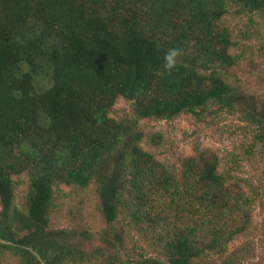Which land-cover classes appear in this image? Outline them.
<instances>
[{
	"label": "trees",
	"instance_id": "trees-1",
	"mask_svg": "<svg viewBox=\"0 0 264 264\" xmlns=\"http://www.w3.org/2000/svg\"><path fill=\"white\" fill-rule=\"evenodd\" d=\"M232 7L264 15V0H0V251L19 264H120L128 233L141 249L129 264L247 257L228 245L250 226L251 199L218 171L217 155L197 150L175 171L141 146L137 123L212 106L241 112L264 136V101L223 76L235 63L220 24ZM171 48L183 52L166 72ZM119 96L134 118L109 116ZM60 183L95 186L103 245L50 227Z\"/></svg>",
	"mask_w": 264,
	"mask_h": 264
},
{
	"label": "rangeland",
	"instance_id": "rangeland-1",
	"mask_svg": "<svg viewBox=\"0 0 264 264\" xmlns=\"http://www.w3.org/2000/svg\"><path fill=\"white\" fill-rule=\"evenodd\" d=\"M220 24L231 33L233 44L229 51L235 59V63L223 71L224 78L238 86L243 94L264 101V15L232 7L222 16ZM109 116L117 120L134 118L131 101L119 96ZM137 123L144 133L141 146L175 171L184 157L197 150L208 149L217 155L218 171L226 175L229 182L240 184L251 199L250 226L230 242L228 253L246 247L247 257H241L235 264H264V136L259 135L258 125L249 122L239 111L227 112L212 106L200 114L182 113L171 119L140 118ZM12 179L14 204L21 208L28 176L21 173L13 175ZM50 227L87 231L91 240L87 248L103 245L101 236L109 227L99 212L95 186L58 184L54 188ZM120 227L121 222L113 225L116 231ZM108 233L111 236V230ZM125 234L126 250L118 252L120 264H129L141 251L134 244V235ZM212 258L214 264H222L221 257ZM0 264H19V259L0 251Z\"/></svg>",
	"mask_w": 264,
	"mask_h": 264
},
{
	"label": "clouds",
	"instance_id": "clouds-1",
	"mask_svg": "<svg viewBox=\"0 0 264 264\" xmlns=\"http://www.w3.org/2000/svg\"><path fill=\"white\" fill-rule=\"evenodd\" d=\"M183 50L181 48H171L164 55L163 68L166 72H171L177 67L178 58L182 55ZM40 264H44L41 260Z\"/></svg>",
	"mask_w": 264,
	"mask_h": 264
}]
</instances>
